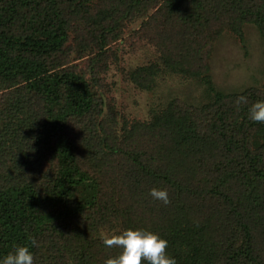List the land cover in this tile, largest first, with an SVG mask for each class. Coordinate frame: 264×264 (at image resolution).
Instances as JSON below:
<instances>
[{"label":"trees","instance_id":"16d2710c","mask_svg":"<svg viewBox=\"0 0 264 264\" xmlns=\"http://www.w3.org/2000/svg\"><path fill=\"white\" fill-rule=\"evenodd\" d=\"M150 10L163 65L212 96L173 98L118 134L99 80L72 59L87 47L97 72L110 39ZM246 23L264 41V0H0V260L28 246L34 264H104L118 250L102 230L133 228L166 239L177 264H264V123L248 115L264 83L222 92L207 60L224 28L243 38ZM159 68L131 77L151 86Z\"/></svg>","mask_w":264,"mask_h":264},{"label":"rangeland","instance_id":"374dc122","mask_svg":"<svg viewBox=\"0 0 264 264\" xmlns=\"http://www.w3.org/2000/svg\"><path fill=\"white\" fill-rule=\"evenodd\" d=\"M150 13L151 10L124 23L122 31L105 45L109 49L107 65L104 63L97 72L91 70L92 53L87 47L81 50V56L72 59L85 76L91 78L95 74L99 80L105 116L111 121L114 111L118 134L133 120L149 119L153 111L173 98L199 105L212 96L199 75H186L163 65L158 45L151 42L160 32L154 33L142 25ZM243 31L244 37L240 38L230 28H224L211 43L209 74L214 87L222 92H239L264 83V41L254 24H244ZM151 63L160 66L154 83L140 86L132 79L131 71ZM102 231L111 233L113 229Z\"/></svg>","mask_w":264,"mask_h":264},{"label":"clouds","instance_id":"9594fccd","mask_svg":"<svg viewBox=\"0 0 264 264\" xmlns=\"http://www.w3.org/2000/svg\"><path fill=\"white\" fill-rule=\"evenodd\" d=\"M247 98L237 97V108L247 104ZM249 119L254 122L264 123V100L253 102L248 109ZM150 195L154 200L161 201L165 206L170 203L166 189L153 187ZM198 226V225H197ZM102 243L110 249H117L118 254L104 261V264H177L175 258L167 255L168 241L157 233L144 230L127 228L121 233H100ZM33 246L37 245L35 238H29ZM0 264H34V257L28 246H17L14 252H9Z\"/></svg>","mask_w":264,"mask_h":264}]
</instances>
